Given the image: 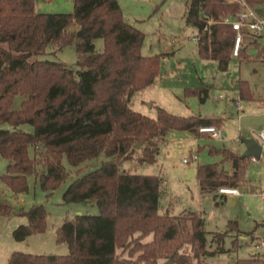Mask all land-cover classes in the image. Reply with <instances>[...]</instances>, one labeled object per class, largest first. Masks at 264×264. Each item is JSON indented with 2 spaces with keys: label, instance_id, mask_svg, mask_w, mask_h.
I'll return each instance as SVG.
<instances>
[{
  "label": "trees",
  "instance_id": "obj_1",
  "mask_svg": "<svg viewBox=\"0 0 264 264\" xmlns=\"http://www.w3.org/2000/svg\"><path fill=\"white\" fill-rule=\"evenodd\" d=\"M72 2V13L53 14L39 11L37 0H0V127L9 126L0 128V156L8 163L0 181L18 195L27 192V178L36 175L40 189L49 196L68 178L64 158L70 167L79 168L103 155L100 167L80 176L63 195L66 204L94 203L99 214L64 219L56 230V242L67 244V255L13 252L7 263L157 264L171 259L174 264H208L204 257L210 252L201 218L195 212L159 213L162 180L133 174L120 165L130 160L154 163L169 131L210 139L199 129H218L222 120L176 116L160 107L156 118L132 110L131 96L159 76L161 56L141 55L144 35L124 21L117 0ZM250 4H264V0H250ZM238 11L226 0H190L185 5L184 19L198 29L201 55L215 61L221 72L234 57L249 61L248 49L260 48L254 37L246 36L237 56L233 55L236 32L223 20ZM98 38L103 41L101 51L94 47ZM72 44L77 72L39 59ZM238 87L241 99H252L246 82L239 81ZM207 94L208 88L185 91L200 103ZM16 96L24 98L19 110L13 109ZM26 124L33 128L31 133L20 129ZM209 153L222 160L197 166L201 193L241 188L244 159L228 149L210 147ZM224 163L229 171L221 167ZM7 212L4 209L2 214ZM20 215L27 222L12 232L13 240L24 241L46 230L47 212L42 205ZM148 236L151 241L144 242ZM224 237L213 235L220 250ZM185 245L193 248L192 256L178 253ZM236 264H264V255Z\"/></svg>",
  "mask_w": 264,
  "mask_h": 264
},
{
  "label": "rangeland",
  "instance_id": "obj_2",
  "mask_svg": "<svg viewBox=\"0 0 264 264\" xmlns=\"http://www.w3.org/2000/svg\"><path fill=\"white\" fill-rule=\"evenodd\" d=\"M72 1L37 0V7L41 3L43 12L70 14L73 11ZM117 1L124 21L144 35L141 55L161 56L160 75L152 85L131 96L130 108L150 118H156L157 107L176 116L203 117L204 114H214L223 119L220 131L224 137V141L217 138L197 140L185 131H169L158 147L154 163L140 164L130 160L122 162L120 168L138 175H156L162 180L159 213L187 215L196 212L203 221L206 250L210 252L204 257L206 263L236 264L237 260L264 255V146L261 157L256 162L246 164L244 182L238 189V195L217 200L211 195H201L196 174L190 176V170L196 172L198 165L220 161L219 157L210 156L206 150L197 154V145L239 151L243 147V138H252V133H258L264 127V37L253 38L260 48L248 49L251 56L249 61L233 58L227 70L221 72L216 62L199 57L201 53L195 41L199 35L198 29L188 25L184 19L185 5L190 0ZM256 8L264 9V4L256 5ZM70 29L74 30L75 27L71 25ZM94 47L101 51L102 39H96ZM262 50L263 53L259 55ZM39 59L62 63L74 72L79 70L74 44ZM238 81L247 83L253 100L240 99ZM200 86L209 89V97L202 106H199L196 98L184 96L183 92ZM23 100L22 96H16L13 109L19 110ZM238 115H241L240 119ZM0 128L9 129V126ZM20 129L28 133L33 131L28 124ZM193 153L198 159H192ZM104 160L105 157L100 155L79 168H72L64 158L62 163L69 172L68 178L49 196L40 189L36 175L27 178V192L18 195H14L0 181V264H7L5 252L9 250L31 255H67V244L56 242V230L64 219L77 215L95 216L99 210L94 203L66 204L63 195L80 176L98 169ZM7 164L0 156V175L6 172ZM222 167L228 169L227 164ZM33 205H42L46 210V230L17 242L13 240L12 232L21 225V221H26L20 214ZM4 209H8L7 214H2ZM215 233L226 234L221 242L222 250L213 241ZM151 239L152 236H148L144 242ZM178 253L192 256L194 252L191 245H185ZM168 260H159L157 264H164Z\"/></svg>",
  "mask_w": 264,
  "mask_h": 264
},
{
  "label": "built area",
  "instance_id": "obj_3",
  "mask_svg": "<svg viewBox=\"0 0 264 264\" xmlns=\"http://www.w3.org/2000/svg\"><path fill=\"white\" fill-rule=\"evenodd\" d=\"M229 4H234L239 8L238 13L234 17H228L223 20L224 24H228L236 32L234 41L233 55L237 56L238 50L244 40V37H258L264 34V9L256 8L250 4V0H226ZM262 11V13H259ZM200 38L196 37L195 41L199 42ZM239 108L238 104L236 105ZM199 133L208 134L212 138L223 140L220 130L214 127L200 128ZM255 139L262 147L264 146V127L258 133H252ZM192 159L196 160L197 155L193 153ZM184 162H187L184 160ZM256 162L255 158H248L244 163ZM220 196H235L238 191L233 188H219L217 191ZM264 196V195H263Z\"/></svg>",
  "mask_w": 264,
  "mask_h": 264
},
{
  "label": "crops",
  "instance_id": "obj_4",
  "mask_svg": "<svg viewBox=\"0 0 264 264\" xmlns=\"http://www.w3.org/2000/svg\"><path fill=\"white\" fill-rule=\"evenodd\" d=\"M38 10L39 11H41V12H43L42 11V4L41 3H39L38 4ZM44 13H47V12H44ZM264 37V34H261V35H259L258 36V38H263ZM200 51V50H199ZM201 59H206L205 57H203L202 55H200L199 56ZM234 58H236V57H234ZM213 61V60H212ZM215 62V61H214ZM160 75V74H159ZM158 78V77H157ZM239 82V81H238ZM197 88H208L207 86H200V87H197ZM196 88V89H197ZM187 89H185L183 92H184V96H186L185 95V91H186ZM192 97H194V98H196L197 99V101H198V104H199V106H202V105H205V103H206V101H207V99H208V97H209V89H208V94H207V98L205 99V101L203 102V103H200L199 102V100H198V97H196V96H192ZM239 97H240V94H239ZM240 99H241V97H240ZM251 100H253V99H251ZM235 101V100H234ZM237 108V107H236ZM239 108H237V110H238ZM206 115V116H205ZM200 117H202V116H200ZM203 117H205V118H219V119H221L222 120V125H223V119L222 118H220V117H216L214 114H204L203 115ZM238 118L240 119L241 118V115H238ZM222 125L218 128V130H220L221 128H222ZM205 135V134H204ZM208 135V134H207ZM209 137H210V139H206L205 138V136H204V138H202V139H204V140H207V141H210V140H213V139H215V138H212L210 135H208ZM223 136V135H222ZM251 136H252V134H251ZM252 138H253V136H252ZM197 140H199V139H197ZM220 141H224V137H223V140H220ZM241 142V141H240ZM237 143L239 144V142L237 141ZM243 144V143H242ZM210 147H213V148H216V149H228V150H231L230 148H227V147H216V146H213V145H208V146H199V145H197V149H196V153L198 154L199 152H201V151H203V150H206L207 152H208V154L210 155V156H217V157H219L220 158V161L219 162H217V164L218 163H220L221 162V160H222V157L220 156V155H212V154H210L209 153V149H210ZM201 148V149H200ZM232 152H234L235 154H238V155H241L242 154V152L244 151V146L243 147H241L240 148V150L238 151H234V150H231ZM262 155V154H261ZM197 159H198V156H197ZM248 160V158H246V159H244L243 160V164L246 166V163H244V162H246ZM209 164H214V163H209ZM224 164H227V163H224ZM224 164H222L221 165V167L224 165ZM248 164V163H247ZM228 165V164H227ZM223 168V167H222ZM224 169V168H223ZM193 170V175L195 174V170L194 169H192ZM225 170H228L229 171V165H228V169H225ZM36 179H37V177H36ZM37 181H38V179H37ZM199 190H200V188H199ZM237 191H238V189H236ZM200 193H201V191H200ZM238 194H239V191H238ZM201 195H211V196H213L214 197V199L215 200H217V196H219V195H217V193H208V194H202L201 193ZM216 196V197H215ZM231 197V196H230ZM219 198H227V196H219ZM74 203H76V202H74ZM196 213V212H195ZM26 222L27 221H21L20 223H21V225L22 224H26ZM215 234H218V233H215ZM6 253V255H5V259H6V262H7V260H8V257L10 256V254L12 253V252H10V250L9 251H6L5 252ZM8 264V263H7Z\"/></svg>",
  "mask_w": 264,
  "mask_h": 264
},
{
  "label": "water",
  "instance_id": "obj_5",
  "mask_svg": "<svg viewBox=\"0 0 264 264\" xmlns=\"http://www.w3.org/2000/svg\"><path fill=\"white\" fill-rule=\"evenodd\" d=\"M259 13H262V11H259ZM242 143L244 146V151L240 155L241 159H246V158H255L259 159L262 154V146L253 138L247 139L243 138ZM136 148L139 147V144L135 146ZM193 175V170H190V176ZM164 264H173V261L170 259Z\"/></svg>",
  "mask_w": 264,
  "mask_h": 264
}]
</instances>
